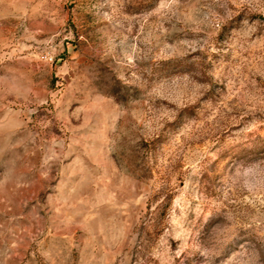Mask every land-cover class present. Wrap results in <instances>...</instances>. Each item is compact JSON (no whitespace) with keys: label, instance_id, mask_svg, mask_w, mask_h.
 I'll use <instances>...</instances> for the list:
<instances>
[{"label":"rangeland","instance_id":"rangeland-1","mask_svg":"<svg viewBox=\"0 0 264 264\" xmlns=\"http://www.w3.org/2000/svg\"><path fill=\"white\" fill-rule=\"evenodd\" d=\"M0 264H264V0H0Z\"/></svg>","mask_w":264,"mask_h":264}]
</instances>
